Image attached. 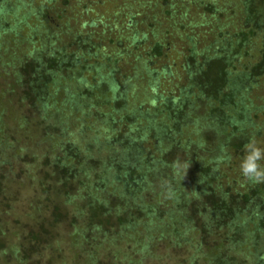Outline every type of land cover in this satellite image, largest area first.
Segmentation results:
<instances>
[{
  "label": "trees",
  "instance_id": "16d2710c",
  "mask_svg": "<svg viewBox=\"0 0 264 264\" xmlns=\"http://www.w3.org/2000/svg\"><path fill=\"white\" fill-rule=\"evenodd\" d=\"M156 1L158 0H152V2ZM159 1L161 7H170L168 0ZM11 3L13 4L9 5L7 1L0 0V46L10 34L14 35L15 30L19 29V24H26L29 17L36 22L37 28L43 27L47 30L48 36H53L52 31L55 28L48 20L50 17L47 7L37 6L40 10L38 12L35 10L36 6L33 7L26 0H13ZM26 3L30 8L29 11H26ZM240 6L243 7L241 10ZM201 7L203 11L209 9V6L206 8L205 5H201ZM230 10L231 18L234 16V19L239 20L238 31L232 34L229 32L222 34L218 31L216 41L211 40L209 47L203 43V48L198 47V40L185 34L188 47L183 51L184 54L177 65L179 82L174 85L175 90L163 91L159 90L158 78L164 76L173 80L172 68L162 64L158 68L156 77H152L156 72L150 66L153 64L152 58L160 57L171 45L170 39L176 36V28L170 26L169 30L156 29V33L152 34L149 31V27H152L151 23L138 20L145 24L149 32L140 30L137 27L140 23L135 20V16L130 15L126 23L128 27L126 30L130 33L129 42L126 47H122V42L118 39V60L117 56L114 59L108 55L101 56L100 65L95 68L90 67L97 73L92 88L81 91L83 96L88 94L87 98L93 93L91 90L100 94V100L94 101L93 111L96 113L94 117L102 112L98 110L107 102L106 95L117 105L118 111H122L124 103L130 99L128 105L132 107L133 112L129 110L117 115L115 109L112 110V114L101 113L100 117L103 119L100 123L105 127L104 134H100L97 130L93 132L79 130L81 134L73 135V132L71 134V131L69 133L67 130L72 125V116L77 114L76 109L72 108L68 112L71 116L67 120L63 119L57 108L52 111L56 122L55 128L52 135L46 134L42 139L44 147L41 156L43 157H40L42 165L53 171L52 176H46L54 181L57 188L50 189L47 194L43 191V183L39 184L42 197L45 196L43 203L52 201L51 196L54 199L64 197L70 204L74 200L77 201V205L73 207L77 212L65 219H68L72 233L76 235L78 241L85 246H92L90 247L92 256H96L97 247L107 244L110 249L118 250L117 254L110 252L113 261L121 264L136 263L133 262L135 258L131 257V253L132 250L139 254L142 250L143 253L144 238H138L136 233L138 242L134 240V226L131 223L126 225V218L131 215L141 220L145 210L143 191L151 190L153 180L156 178L152 171L165 172L172 166L182 164V159L187 158L185 162L188 165L187 171L193 175L195 172L198 188L188 200L191 202L185 200L181 204V201L175 202L176 206L185 208L184 214H176L174 220H171V217L163 218L154 210H145L144 217L146 215L148 220L146 223L148 231L155 229L151 223L162 226L158 232L155 230V234L148 236L147 240L158 239L156 237H164L168 234L179 242L176 246L195 244L199 248L204 242L206 245L201 247L200 251H196L190 259L192 264L193 262L196 264V258L199 260L200 257L204 260L203 264H264V182L252 183L241 175L242 183L231 186L234 180L227 178L220 171L226 165L232 167L233 163H241L244 145L249 141H254L259 147L264 148V82L262 80L264 0H238L233 5V10ZM4 14L13 16L16 23L5 24ZM231 18L224 21L225 27L233 24ZM197 27L201 28L202 24L198 23ZM206 29L205 26L204 30ZM147 34L150 39L147 38ZM68 36L72 37L69 46L72 45L75 49L74 55L66 53L65 46L54 48L57 44L55 41L49 43V48H45V52L42 48L34 49L21 60V69L26 67L25 76L17 75L9 84L6 81L5 92L11 93L18 87H26L22 94L25 95V99L21 100L26 105L29 98L36 95L38 90L47 93V88L52 87L53 92L56 93L57 88L54 85H57L66 70L69 73L78 72L79 69L85 70L89 57L87 47L91 48L88 41L90 38L84 33L80 35L79 32L70 33ZM256 42L260 47L259 61L248 58V53ZM140 50L142 53H138ZM127 58L132 60V66L123 71L119 64ZM139 74L147 78L145 82L148 83L150 94L146 89L141 91L145 99L151 102V110L137 102L138 97L133 95V88L132 96L127 95L128 88ZM63 77L68 76L65 74ZM74 77L76 80L73 81L80 82V79L77 80L80 77ZM41 80L44 83L39 87ZM30 81H33V87L30 86ZM35 83L38 86L34 87ZM99 83L105 86L104 90H101L102 85L99 86ZM66 94L70 96V92ZM49 95L50 98L44 99L45 107L53 102L51 100L53 93ZM102 96L103 100H101ZM76 98L78 99L77 96ZM87 98L84 97V100ZM40 99L39 101L42 102V97ZM255 102H259V105ZM141 110H149V112L141 115ZM77 115L79 119L83 116ZM134 115H141L144 125L138 126ZM79 119H77L78 123L83 125L84 122ZM28 120L31 121L25 116V119H22L23 123L18 124L19 127L28 128L24 122ZM3 123L0 116V137H6ZM0 140L3 143V139ZM193 142L198 145L197 147L202 146L207 151L202 149L200 154H197L189 146ZM206 144H211L212 149L209 150ZM25 150L27 149H21L22 152ZM25 153L30 156L28 152ZM261 163L264 164V161ZM230 169H225V174L228 172L233 174ZM94 173L104 183L113 184L111 189H119V196L122 198L113 215L118 219L121 230L112 235V239L110 230L105 229L107 222L101 220L106 214V202L102 189L93 179ZM177 174L175 177H168L170 184L166 186L170 187L166 189L165 195L182 185V171H178ZM47 178L43 179L48 181ZM131 185L136 186L137 189L128 194L125 190ZM123 192L125 198H128H124ZM53 207L59 214V205L55 204ZM152 218L155 221H152ZM182 231L185 232L182 234ZM37 232H39L38 236L29 234L24 245L19 242L16 247L4 248L2 239L7 232L5 234L4 228L0 225V252L7 250L11 257L22 263V251L24 252L32 241L37 243L38 237L47 233L42 225H38ZM121 246H125L126 251L123 252Z\"/></svg>",
  "mask_w": 264,
  "mask_h": 264
},
{
  "label": "rangeland",
  "instance_id": "374dc122",
  "mask_svg": "<svg viewBox=\"0 0 264 264\" xmlns=\"http://www.w3.org/2000/svg\"><path fill=\"white\" fill-rule=\"evenodd\" d=\"M5 1H7L9 5L13 4L11 3L13 0H3V2ZM168 1L170 7L165 8L161 7V2L159 0L156 2H152V0H26V2L31 3L33 7L36 6L35 10L38 12L40 10H38L37 6L48 8V16L50 17L48 20L50 25H53L55 29L52 31L53 36H48L46 33L47 30L43 27L37 28L36 22L32 17H29L27 18L26 24H19V29L15 30L14 35L10 34V36L6 38L4 44L0 46V116L3 119V125L6 131V137H0V139H3V143H1L0 140V225L4 228L5 234L6 232L8 234L2 239V243L5 244L2 245V247H16L19 242L24 245V243L27 242L26 238H28L29 234L38 236V225H42V228L45 229L47 233L42 235V237H38L37 243L32 241L31 244L27 245V249H24V252L22 251V263L17 262L13 256L11 257L10 254H8L7 250H4L0 252V264H121V262H115L111 259L110 252L112 251L117 254L118 250L115 249L114 251L109 248V245L104 244L97 247L96 256H92L93 253L90 250L92 246L83 245L82 242L78 241L79 239L76 235L72 233L68 219L65 218H69L70 214L77 212L75 211L76 208H73L77 205V201L74 200L70 204L64 197H61L62 199H54V197L51 196L54 201H46L43 203L45 196L42 197L43 193L42 190H40L39 184L43 183V191L47 194L50 189H56L57 186L53 183V180L48 179L46 176H52L53 171L41 163V157H43L41 156V150H43L44 147L42 139L46 137V134L52 135L53 128H55L56 122H54L52 113L55 108L63 115V119L66 120L71 116V113L68 115V112L71 111L72 108L74 110L76 109L77 114L83 115L80 116L81 119L78 118L77 114L72 116V125H70V128L67 130L69 133L71 131V134L73 132V135H76L78 133L81 134L79 130L85 132L97 130L100 134H104L105 127L100 123L103 119L100 117L101 113L106 115L112 114V110H115L117 105L111 102V99L106 95L107 102L98 110V112L100 110L102 112H99V114L97 113L96 117H94L96 114L93 111L95 106L94 101L100 100V94L91 90L93 93L87 98L88 94L83 96L81 91H83V89L89 90V88H92L93 81L97 78V73L95 69L92 70L90 67L95 68L99 66L101 63V56L108 55L113 59L117 56L118 60V39L122 42V47H126L129 42L128 38L130 33L126 30V28H128L126 23L129 21L128 17H130V15L135 16V20L137 21L144 20L147 24L151 23L152 27H149V31H151L152 34L156 33V29L162 31L165 29L169 30L170 26L176 28L175 38L173 37L170 39L171 45L163 51L160 57L154 56V58H152L153 64L150 66V68L156 72L154 74L155 76L152 77H156L159 72L158 68L162 64H166L167 67L172 68V72L174 73L173 80L167 79L164 76L158 78L157 84L159 90L162 91L166 89L175 90L174 85H177L176 83L179 82L177 80V78H179V69L177 65L180 61V57L184 54L183 51L188 47L184 36L185 34L198 40V47L203 48V43H205L206 47H209L212 41H216L215 38L219 34L218 31L222 34L228 32L232 34L238 31L239 20L234 19V16L231 18L232 11L230 10H233V5L236 4L238 0ZM200 4L202 6L205 5L206 8L209 6V9L203 11V7H201ZM27 6L28 4L25 6L26 11H29L30 8ZM242 8L243 7L240 6V10ZM211 9L214 11H211ZM229 10L230 12H228ZM3 17H5V24L7 25L16 23L13 16L4 14ZM230 18L233 20V24L225 27L224 21ZM140 21H138L140 25L137 27L140 30L148 31L145 24ZM198 23L202 24L201 28L197 27ZM89 24L90 26H87ZM204 25L207 28L206 30H204ZM65 27H67L66 31ZM223 27L225 28L222 29ZM199 28L200 31L198 30ZM65 32H67V34H65ZM74 32H79L80 35L84 33L90 38L88 41L91 48L87 47V55H89V57H87L85 70L79 69L78 72L72 73L66 70V72L61 75V79H59L57 85H54L57 88L56 93L53 92L52 87L47 88V93L38 90L36 95L29 98L26 105L25 102H21V100L25 99V95L22 96V94L26 87H18L11 93L5 92L6 81L9 84L15 76H25L24 72L26 67L21 69V60L34 49L40 50V48H42L44 49L42 51L45 52V48H49V43L55 41L57 44L54 45V48L65 46L66 53L74 55L75 49L72 45L69 46L70 38L72 37L68 36L70 33ZM76 36L77 35H75V37ZM147 38L150 39L148 34ZM154 40L156 39L154 38ZM256 44L259 45V43L256 42L253 48H251L252 50L250 49L251 51L249 50L250 52L248 53V58L253 59V61H259L258 59L261 55L259 53L260 47ZM143 50L145 51V47ZM253 52L255 54H253ZM138 53H142V50L138 51ZM252 54L255 56L253 57ZM126 62L127 65H125ZM131 63L132 60L127 58V60L122 61L119 66L121 70L124 71L132 66ZM116 67L118 71V62ZM65 74L68 77L64 78L63 76ZM74 76L80 77L77 78V80L80 79V82L73 81L76 80ZM116 76H118V73ZM4 79L5 82H3ZM146 80L147 78H143L140 74L137 75L132 85H130L131 87L128 88L129 91L127 95L128 97L132 96L131 90L133 88V95H137L138 97L137 102L141 103L142 107H147L151 110V102L145 99L142 92V89H146L148 94H150L148 83L146 84L145 82ZM262 80L264 82V76H262ZM32 82L30 81L31 87H33ZM43 83L44 82L41 80L39 82V87L43 86ZM258 84L260 85V83ZM100 85H102V83H99V86ZM35 86H38L37 83L34 84V87ZM100 88L104 90L105 86L102 85ZM68 92H70V96L66 94ZM52 93L53 96L51 100H53V102L45 107L44 99L45 97L50 98L49 94ZM79 93L81 95L78 96ZM40 97H42V102L39 101ZM84 97L87 99L84 100ZM101 100H103V96ZM129 101L130 99L126 101L127 103H124L122 111H118V109L115 110L118 113L117 115L129 112V110L132 111V107L128 105ZM255 104L259 105V102H255ZM149 110H141V115L149 112ZM141 115H134L135 123H138V126L142 125L144 122ZM25 116L31 119V121H24L28 127L26 129H24L25 126L20 128L18 125L23 123L22 119H25ZM77 119L83 121L84 124L81 125L78 123L79 121ZM214 137L213 135V138ZM189 146L195 150L197 154H200L202 149L207 151L202 146L197 147L198 145H196V143L194 144V142L190 143ZM206 147L209 150L212 149L211 144H206ZM21 149H27L25 151L28 152L30 156H27L25 151L22 152ZM186 159L187 158H183L182 164L180 163L178 166H172L171 169H166L165 172L163 170L152 171V174L154 173L156 177L153 180V187L151 190L145 189L143 191L145 198L143 208H145V210H154L157 214H161L163 218L171 217V220L176 218V214L184 212L185 207L181 208L180 205L176 206L175 202L178 201L179 203L181 201V204L184 200H190L191 196L194 195L193 193L198 188V183L195 182L197 180L195 172L193 175L187 171L188 165L185 163L187 162ZM233 164L234 165H231L232 167L226 165L224 169L220 171L224 173L227 178L234 180L231 186H237L242 183L240 164ZM227 168H231L230 170L233 174L231 172L225 174V169ZM178 171H182V185L177 187V190L174 189L165 195L166 189L170 187L166 186L170 184L168 183V177L177 176ZM44 177H46L48 181H45L43 179ZM93 179L97 182V186L103 191L106 202V214L100 219L103 220L102 222H107L105 229L110 230V237L112 239V235H115L121 230L118 226V219L113 216L116 206H118L119 202L122 200L119 196L120 191L119 189H111L113 188V184L104 183L103 180L97 178L96 174ZM223 180L222 177V181ZM102 181L104 184H102ZM195 183L196 186H194ZM130 188H132V190ZM130 188L125 190L126 193L131 194L132 191L137 189L134 185H131ZM54 192L58 193V191ZM123 194L125 198V192H123ZM40 196L41 198L39 199ZM55 204L59 205V214L53 207ZM195 204L197 205V203ZM145 210H143L141 220L131 215L126 218V225L131 223L134 226V240L136 241V233L138 238H144V246H142L145 249L143 253L142 250H140L141 254L135 251L133 252L132 250L131 257L135 258L133 262H136L135 264H192L190 259L193 258L194 253L200 251L199 249L206 244L203 242L199 248H197L198 246L195 244H180L176 246L179 242L172 239V235L169 236L168 234L164 237H156L158 239L147 240L148 236L150 237L155 234V230L158 232L159 228L162 226L160 223V225L151 223V225H153L152 227H155V229L148 231L146 227L148 220H146V215L144 217ZM76 216L78 215H75V217ZM152 221L155 220L152 218ZM184 232L185 231H182V234ZM195 237L196 236H194V238ZM139 246L140 245L137 247L139 248ZM121 248L123 252L126 251L125 246H121ZM19 251L21 252V250ZM196 260V264L204 263L201 257L199 260L196 258ZM193 264L195 263L193 262Z\"/></svg>",
  "mask_w": 264,
  "mask_h": 264
},
{
  "label": "clouds",
  "instance_id": "9594fccd",
  "mask_svg": "<svg viewBox=\"0 0 264 264\" xmlns=\"http://www.w3.org/2000/svg\"><path fill=\"white\" fill-rule=\"evenodd\" d=\"M261 161H264V148L259 147L254 141L246 143L240 163L242 177L252 183L264 182V164Z\"/></svg>",
  "mask_w": 264,
  "mask_h": 264
}]
</instances>
